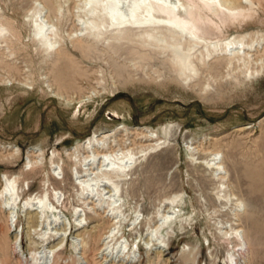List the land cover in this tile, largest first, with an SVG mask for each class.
Instances as JSON below:
<instances>
[{"label": "rangeland", "instance_id": "rangeland-1", "mask_svg": "<svg viewBox=\"0 0 264 264\" xmlns=\"http://www.w3.org/2000/svg\"><path fill=\"white\" fill-rule=\"evenodd\" d=\"M228 3L179 77L167 40L81 31L84 0H0V188L19 187L22 206L30 194L45 204L39 225L35 210L22 211L24 251L0 230V264H35L30 240L61 235L37 264H54L57 244L56 264H83L81 247L89 264H119L130 246L133 264H264V0ZM38 22L57 33L46 34L52 42L31 35ZM225 44L241 55L208 49ZM89 135L105 161L131 154L114 196L102 185L105 161L87 164L93 147L77 146Z\"/></svg>", "mask_w": 264, "mask_h": 264}, {"label": "bare ground", "instance_id": "bare-ground-1", "mask_svg": "<svg viewBox=\"0 0 264 264\" xmlns=\"http://www.w3.org/2000/svg\"><path fill=\"white\" fill-rule=\"evenodd\" d=\"M83 7L90 20L82 22L81 31L87 32L92 37H95V38L100 37L105 31L103 30V27L104 29L105 28L107 29V27H112L113 30L110 31L111 34L109 35L111 39L113 38V39L118 40L121 37L125 39V37L126 38L129 37L128 35H131V36L139 35V36L144 37L146 42L150 39H152L153 41L155 40L156 42L167 40L166 42L172 45V48L171 46H168L169 48L167 50L169 51V55L173 56V62L175 63L174 66H177L176 69H178L179 77L185 75L188 69H191V70L193 69V65H192L193 56L191 54L192 45L202 42L200 38L203 37V33L207 32L208 29H210L211 25L213 24L211 15L215 14L219 16H224L228 10L233 9V7L229 5L228 0H84ZM39 12H40L39 10L34 9L33 13L37 14ZM31 26H32L31 35L34 38H38L43 43L52 42V37H49L46 34H49V35L57 34L56 32L53 33L50 30L47 33L48 28H46L40 22L32 23ZM171 39H174V40L171 41ZM229 39L230 37L226 38V40H229ZM182 40H185L186 42H188L187 44L185 43L186 44L185 47L183 46L184 44ZM146 42H143V43H146ZM227 43H232V41H227ZM121 44L119 43L117 45L119 46ZM181 44H183L182 45L183 47L181 46ZM138 46H139L138 48L141 47V45H138ZM236 47L238 48V46ZM161 49H165V48L162 47ZM208 49L212 51L213 53L215 51H224L226 55L230 56L228 57L230 59L234 57H239L241 55L238 52L239 50H237L234 56H232V54L227 52L228 47L226 46V44L222 48H217V47L210 48L209 47ZM137 52L140 53V51L138 50L136 51V53ZM164 52L162 53L165 54ZM161 55L162 54H160V56ZM142 57H144V55ZM146 136L150 138V140L154 139L150 135H146ZM88 137L89 138L87 140H83L82 142L80 141V143L77 146L81 147V150L87 149L88 147H93L95 155H93L94 157L92 156V158L88 160L87 164L90 165L92 164V162H95L97 167L101 168L102 161H105L103 157L105 158L109 157L106 152L107 150H104L103 146H100L99 144H97L98 142L96 143L94 141V135H89ZM157 140L158 139H155V141ZM152 145L154 146L155 144H152ZM114 151H115L114 149H111L110 153L113 154ZM88 157L89 155H87V158ZM125 157L127 158L124 160L123 158ZM211 159H214V158H211ZM131 162H132L131 154L130 153L128 154V152L127 153L124 152V156L122 157L121 161L113 160V161L103 162V165H105V167L102 168V173L100 174V176L110 175V177H108L107 179H105L104 177L105 180L102 184L109 188L107 192H110V196H114L115 193L118 191L119 185L117 183L118 182L117 178L122 175H125V173L128 172L127 169L129 168L127 167L129 166L128 164ZM206 162H207L206 163L207 165L209 163V160H206ZM92 168H96V167H92ZM71 177L73 178L72 174H71ZM8 180L10 181V178H8ZM94 184L95 183H92L91 185H94ZM11 186L9 183H6L5 186L2 185V187L0 188V205L2 207V204L5 202L7 205H5L4 207L8 208V213L6 217L4 218L3 222L0 223V230L2 229L5 232V236L7 237L11 232H13V234L15 233V239L13 240V243H12L13 250L14 252L20 253L21 251L25 250L22 244L23 228L22 227L20 229L18 228L19 220L21 219L20 217L22 215V211L29 212V210L31 211L35 210L36 217L34 219L36 222H38V225H39L40 223L39 221L40 219H42L44 211H45L44 209L45 204L43 203V197H40L39 200H36L34 199L35 197L32 198V195L30 194L28 197L24 199L25 204L22 206L23 199H20V198L17 199V197H19L18 196L19 187H17V190H16V194L18 195H15V193H11V196H10L8 195V192H5L6 190L9 191L8 188L10 189ZM87 189L90 191L93 190L92 188H87ZM104 198H105L104 196H101L99 194L96 199L101 202L102 200H104ZM105 199L109 201L108 205L111 206L109 197ZM23 207H26L25 210H23ZM109 209L116 213L114 215L111 214L113 216L112 218L113 219L117 218L118 211L116 210L118 209V207L112 206ZM168 213H173V211L169 210ZM169 216L170 215L160 217L159 220H162V224H165L167 223ZM44 217L47 218L49 216L46 217V215H44ZM44 221L45 220L42 219L41 223H44ZM64 224H67V223L65 222ZM108 232L106 233L107 235L104 236V239L102 240L103 244L101 247L103 254H105L104 255L105 257L109 255L105 253L106 252L105 250L108 248V245L104 243L105 239L110 236L108 235ZM31 233L32 232L30 230L29 234ZM244 236L245 235H243L242 233L241 236L237 237L238 239L237 245L239 246L238 249L241 250L240 251L241 254L244 251L243 246L245 249H247L249 246ZM57 238H59L60 240H63L62 235L58 237L50 236L47 238H36V239L30 238L31 239L30 245H29L31 248L30 249V255H31L30 261L35 264L40 263L39 260L41 259V256L37 255L38 252L39 253L42 252L40 248L41 247L44 248L45 244H47V246H50L48 244L54 243L55 239ZM56 246L51 245V248H52L51 250L53 251L52 263L54 264H56V259H55ZM7 247H8L7 238L3 237L2 239H0V250L6 251ZM130 248H132V246L128 248V250L126 251V253L123 255L122 258L118 259L119 262L118 261L117 262L119 264H123L124 262L133 264L134 262H136L137 259L134 257L132 258L130 254ZM119 250H121V248ZM80 253H81L82 258L84 259L82 263L89 264V258L86 256L84 247H81ZM111 260L113 259L110 258L109 261ZM113 261H115V259ZM234 261H235L234 264H240V262L237 260L236 257L234 258Z\"/></svg>", "mask_w": 264, "mask_h": 264}]
</instances>
